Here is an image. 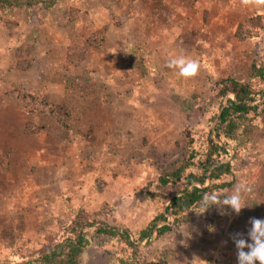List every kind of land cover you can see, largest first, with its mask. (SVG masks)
<instances>
[{
    "label": "rangeland",
    "instance_id": "rangeland-1",
    "mask_svg": "<svg viewBox=\"0 0 264 264\" xmlns=\"http://www.w3.org/2000/svg\"><path fill=\"white\" fill-rule=\"evenodd\" d=\"M90 41L86 52L78 48ZM181 51L200 62L195 77L166 66ZM263 59L264 9L240 0H39L0 8V264H38L42 248L65 238L78 215L96 220L86 227L91 241L81 264L128 257L238 264L231 235L247 238L249 218L264 219V90L253 118L262 131L238 152L236 141L217 136L234 96L217 92L228 76L262 89L252 71ZM52 104L66 108V123L50 113ZM209 136L227 150L219 162L233 165L221 179L233 186L216 192L243 182L248 206L237 215L212 205L179 223L169 215L159 224L167 232L140 241L181 193L183 183L160 186V176L192 151L203 158ZM103 222L128 230L136 251L96 235Z\"/></svg>",
    "mask_w": 264,
    "mask_h": 264
},
{
    "label": "trees",
    "instance_id": "trees-1",
    "mask_svg": "<svg viewBox=\"0 0 264 264\" xmlns=\"http://www.w3.org/2000/svg\"><path fill=\"white\" fill-rule=\"evenodd\" d=\"M45 1L48 6L55 5L59 0H41ZM39 4V0H0V8L2 10L13 9L18 6L35 7ZM261 20V15H257ZM104 35L103 33H100ZM97 37V38H96ZM98 39V36L95 35ZM103 40V37H100ZM93 41V40H92ZM98 40H94L93 44L98 45ZM90 42H85L79 46L83 52H86L93 45ZM99 46V45H98ZM71 55V54H70ZM252 76L264 85V59L259 65L253 66ZM261 90V91H260ZM262 89H256L254 83L250 80L242 81L232 76H228L221 81L217 92L219 97H225L228 93L235 95V99L229 98L228 104L223 107L219 115L217 136L224 144H229L230 141H236L237 152L240 148H244L254 139L262 127L254 122V114L258 112L260 105L255 103L256 96L262 93ZM264 95V92H263ZM50 113L57 118L60 123H66L65 117L66 108L63 105L52 104ZM236 152V153H237ZM227 153L224 146L216 143L214 139L208 137V148L203 158L196 159V152H191L188 158H184L182 163L174 168L167 169L159 178L160 186H168L169 184L183 183L180 190L171 198L170 204L165 211H161L153 220L141 231L139 240L144 241L150 239L152 234L157 231L159 235L164 234L170 229L168 224L159 225L162 221H167L169 215L174 217L176 222H180L185 216H193L199 212V204L201 198L206 192L217 190L230 189L233 186V181H222L224 175L233 173L232 163H220L223 154ZM193 166L195 171L189 170ZM210 180V184L206 182ZM200 184L201 186L197 185ZM192 186V187H191ZM191 187V188H190ZM190 188V189H189ZM175 193V194H176ZM96 220L89 221L78 215L73 225L69 228L68 234L62 240L51 242L42 248L37 261L38 264H81V256L85 248L90 244L86 231L89 226L94 225ZM96 235L106 238H119L123 240L131 248H137L134 241L131 239L128 230L120 231L113 226L102 223L96 228ZM136 251V250H135ZM134 251V252H135ZM120 264H137L133 259L121 258Z\"/></svg>",
    "mask_w": 264,
    "mask_h": 264
},
{
    "label": "clouds",
    "instance_id": "clouds-1",
    "mask_svg": "<svg viewBox=\"0 0 264 264\" xmlns=\"http://www.w3.org/2000/svg\"><path fill=\"white\" fill-rule=\"evenodd\" d=\"M244 6H253L258 9H264V0H240ZM166 66L175 70V74L180 78L195 77L200 71V62L185 55L182 51L179 54L169 56L166 60ZM251 191L250 187L243 182L234 185L230 192H206L203 194L198 214L206 212L212 205H216L221 209L223 206H229L237 215L241 209L248 206L244 203L245 194ZM126 203L125 201H122ZM251 227L247 231V238L243 233H235L231 235L236 247V256L238 264H264V219L251 217L249 218ZM187 228V225H186ZM185 234L186 229H174ZM247 249V251L245 250Z\"/></svg>",
    "mask_w": 264,
    "mask_h": 264
},
{
    "label": "water",
    "instance_id": "water-1",
    "mask_svg": "<svg viewBox=\"0 0 264 264\" xmlns=\"http://www.w3.org/2000/svg\"><path fill=\"white\" fill-rule=\"evenodd\" d=\"M234 96V98L233 99H235V95H233ZM210 181V180H209ZM197 185H199V186H201L199 183L197 184ZM192 187V186H191Z\"/></svg>",
    "mask_w": 264,
    "mask_h": 264
}]
</instances>
